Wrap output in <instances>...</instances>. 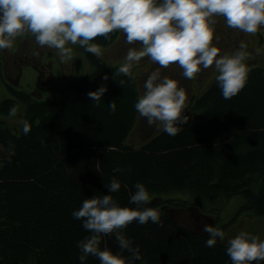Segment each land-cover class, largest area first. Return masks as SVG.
<instances>
[{
  "label": "trees",
  "instance_id": "trees-1",
  "mask_svg": "<svg viewBox=\"0 0 264 264\" xmlns=\"http://www.w3.org/2000/svg\"><path fill=\"white\" fill-rule=\"evenodd\" d=\"M119 34L93 42L107 47ZM79 48L90 73L48 80L43 99L8 84L13 97L0 103L3 115L16 104L25 107L21 133L0 120V264H81L78 244L91 233L72 213L85 199L110 194L105 185L114 177L121 188L111 195L120 206L135 208L130 197L143 183L150 202L141 207L160 214L159 225L134 221L122 230L140 249L133 264H232L227 242L206 247L207 233L176 218L193 208L191 202L162 195L182 190L208 201L243 195L242 207L264 215V67L248 69L245 87L231 99L223 98L215 80L196 100L203 123L187 122L175 135L159 131L136 147L128 137L139 117L138 80ZM102 85L108 90L101 100L88 99ZM105 246L131 256L114 234L102 237L101 250ZM84 264L100 262L88 256Z\"/></svg>",
  "mask_w": 264,
  "mask_h": 264
},
{
  "label": "clouds",
  "instance_id": "clouds-1",
  "mask_svg": "<svg viewBox=\"0 0 264 264\" xmlns=\"http://www.w3.org/2000/svg\"><path fill=\"white\" fill-rule=\"evenodd\" d=\"M217 17H223L231 29L255 35L264 27V0H0V50L12 49L17 38L31 34L37 44L56 50L66 63L73 56L69 45H79L99 57L101 48L93 41L122 32L128 45L139 47L127 50L119 74L130 76L134 65L144 57L159 65L145 80L134 106L136 111L149 126L175 135L188 122L184 115L188 96L179 81L162 76L160 68L176 64L184 78L191 80L214 66L224 99L236 96L247 83V44L242 41L235 52L220 55L221 50L213 43ZM108 78L104 76V80ZM107 90L102 85L89 92L88 99L98 103ZM109 108L116 110L115 101ZM24 128L28 130L27 123ZM105 187L110 194L85 199L72 213L91 233L78 244L79 260L84 264L88 256H93L100 264H133L141 259L140 249L132 246L122 230L134 221L159 225V211L141 207L150 202L143 183L135 185L130 197L135 208L120 206L111 195L121 188L118 179L114 177ZM203 231L208 234L206 247H214L217 239L225 240V232L218 227L205 225ZM113 234L121 251H128L130 257L113 253L106 246L101 250L102 237ZM227 255L232 264L264 261V240L242 230L227 240Z\"/></svg>",
  "mask_w": 264,
  "mask_h": 264
},
{
  "label": "rangeland",
  "instance_id": "rangeland-1",
  "mask_svg": "<svg viewBox=\"0 0 264 264\" xmlns=\"http://www.w3.org/2000/svg\"><path fill=\"white\" fill-rule=\"evenodd\" d=\"M216 19L215 34L220 38L222 51L225 54H231L238 49L240 42L244 40L250 45V49L247 50L249 58L246 61V64L249 65L248 69L257 66L264 67V27L258 30L255 35H248L227 27L223 17ZM215 41L219 42V40ZM69 46L73 48V56L71 61L66 63L60 60L56 50L37 44L35 37L31 34L17 38L12 49L0 50V103L4 99L13 97L8 84L15 89L30 93L35 99H43L48 94V80L53 81L52 78H54V81L62 83L73 76L81 78L90 73L92 66L84 52L78 45ZM131 47L138 48L139 45H128L125 42L124 34L120 32L114 43L107 47H100L101 56L108 63L120 66L127 50ZM174 66L178 65H171V67ZM158 68L159 65L152 63L148 57L142 58L139 64L134 65L131 75L138 80L142 92L145 80L152 71ZM163 69L165 68L159 69L162 76L165 75ZM216 75L215 71L211 73L210 79L200 87L198 92L202 93L204 88L216 79ZM187 96L189 95L187 94ZM186 116L188 118L193 117L190 122L194 125L201 124L206 119L205 115L199 111L189 113ZM24 118V104H16L14 114H0V120L5 121L16 133L22 132ZM159 131L162 130L156 125L149 126L147 121L139 115L128 141L135 146H140L143 141L145 142L146 139L148 140L150 136ZM157 195L160 194H153L151 198L155 199ZM162 197H172L191 202L193 208L188 211L177 212L176 218L198 230H203L205 225L218 227L225 232V242L234 238L242 230L264 240V215H256L252 210L242 207L246 203L243 195L222 196L217 200L208 201L193 195L191 192L175 190L162 195Z\"/></svg>",
  "mask_w": 264,
  "mask_h": 264
},
{
  "label": "flooded vegetation",
  "instance_id": "flooded-vegetation-1",
  "mask_svg": "<svg viewBox=\"0 0 264 264\" xmlns=\"http://www.w3.org/2000/svg\"><path fill=\"white\" fill-rule=\"evenodd\" d=\"M215 37L216 38H214V41H213L214 45L217 46L221 50L220 55L225 54L222 51L223 49H222L221 44H220V38L216 34H215ZM215 40H219V42L215 41ZM243 42H245V41L243 40ZM246 44H247V50L250 49L249 43H246ZM163 71L165 72V75H163V76H168L169 78H173V79L178 80L180 86L183 87L186 92L189 91L187 93L189 96H188L184 115H187L189 113H195L197 111L196 110V100L208 89L209 86H206L204 88V91H202V93H199L198 91H199L200 87L202 85L206 84V81H208L210 79L209 75L215 71L214 66L210 67L208 69H203L197 75V77L195 79H191V80L184 78V76L182 74L183 70L179 66H174V67L169 66L168 68L163 69ZM190 120L191 119L189 118V121Z\"/></svg>",
  "mask_w": 264,
  "mask_h": 264
}]
</instances>
